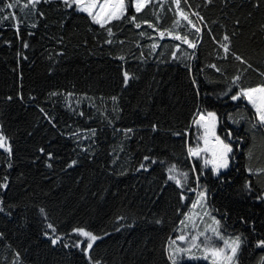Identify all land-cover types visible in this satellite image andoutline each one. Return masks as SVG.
Wrapping results in <instances>:
<instances>
[{"label": "trees", "instance_id": "trees-1", "mask_svg": "<svg viewBox=\"0 0 264 264\" xmlns=\"http://www.w3.org/2000/svg\"><path fill=\"white\" fill-rule=\"evenodd\" d=\"M189 3L192 10L199 9L206 17L217 37L225 30L222 26L226 25L227 31L231 32L232 21L239 17L242 34L234 39V50L248 58L254 67L264 71V6L259 9L253 7L255 0H231L228 8L224 7V0H213L210 7L204 6L205 0H189ZM152 4L140 19L155 23V13L160 18L161 29L171 28L175 18V6L171 0H152ZM39 8L46 18L39 19L36 28L29 26L37 19L31 15L26 23L21 24L19 34L10 22L0 26V124L4 125L5 134L13 139L16 149L15 167L11 175L13 183L6 200L18 201L22 208L33 203L45 204L52 220L61 228L71 221L81 222L102 235L111 233L97 249V253L104 256L109 264H165L163 245L168 236L175 235L174 229L179 227V219L183 217L178 218L173 212L176 197L169 189V203L159 213L165 223L162 226L143 223L140 213L148 212L150 207L146 205L144 197L149 188H155L154 182L159 181L160 169L151 175L135 171L140 154L144 151L138 138L145 135L143 130L150 120L163 118V121H171L178 129L186 125L196 99L189 73L182 63H158L160 56H149L146 61L140 58V51L147 52L153 41L147 35L141 37L139 32L156 35L147 25L142 29L128 23L118 26L117 37L125 41L124 45L121 47L117 43L112 48L104 46L101 49L94 42L93 34L88 31L83 19H73L66 27H61L63 16L57 11L56 0L42 3ZM184 23L181 22L182 25ZM29 32L34 34L29 35ZM253 33H256L254 39ZM61 36L63 45L59 43ZM25 42L29 44L27 49L23 47ZM155 42L161 45L158 52L166 58L170 57V51L177 43L167 36ZM137 43H142L144 47L137 49ZM60 52L64 55H58ZM119 55H124L126 61L115 58ZM196 55L198 59L189 64L192 75L199 81L201 96L207 97L210 106L222 118L226 113L244 116L239 125L231 127L248 139L243 156L237 153L239 171L232 172V188L225 187L221 191L213 189V207L229 212L227 223L230 233L249 236L251 227L240 223V216L255 219L258 233L264 232V205H256L251 199L245 200L238 195L241 185L249 178L244 171L249 164V149L253 153L251 165L264 166V137L259 132L253 133L248 123L250 107L246 101L237 108L236 103L223 95L228 79L242 66L231 58L227 61L220 59L222 52L218 55V45L207 30ZM23 56H27V60ZM210 63H217L225 70L226 76L205 67ZM125 69L138 77L130 82L127 89L121 85V72ZM258 83H261V78L255 72L249 71L245 75L244 86ZM52 91H74L77 99L83 101L80 108L85 116L73 115L67 110L63 99L50 100L48 93ZM18 93L23 94V102L16 98ZM84 94L93 97V100L83 99ZM112 95L120 96L119 105L124 109L122 114L112 112ZM7 96H13V101L8 102ZM30 96L37 99L29 101ZM93 103L96 107H90ZM41 107L57 118L55 127L43 118L39 112ZM105 110L110 116H121L116 121L117 127H133L138 130L137 135L125 140L123 136H114L110 127L106 128L98 134L96 159L89 163L87 158H81L77 167L67 168V163L76 159L79 151L76 141L69 138L70 131H80L89 126L101 128ZM122 145L123 152L120 151ZM40 147L55 154L53 169H45L42 162L33 163L36 150ZM168 147L183 163L182 141L172 138ZM113 151L120 157L115 164L113 160L116 157L109 155ZM44 159L41 157V161ZM251 179L257 187L264 186V178ZM117 215H126L130 220L139 217V226L131 232H116ZM42 228L40 218L31 211H22L11 221L0 215V231L9 237L0 243V264H10L15 251L24 255L25 264H83L78 256L69 257L60 248L53 251L40 235ZM249 239L252 237L249 236ZM261 256H264V250L251 247L245 264H256ZM196 264L208 262L199 261Z\"/></svg>", "mask_w": 264, "mask_h": 264}, {"label": "snow or ice", "instance_id": "snow-or-ice-1", "mask_svg": "<svg viewBox=\"0 0 264 264\" xmlns=\"http://www.w3.org/2000/svg\"><path fill=\"white\" fill-rule=\"evenodd\" d=\"M49 2L50 0H0V26L10 22L19 34L21 24L26 23L27 17L31 15L37 19H34L29 26L36 28L39 19L46 18L39 6ZM56 3L57 11H60L63 16L61 27H66L73 19H83L88 25V31L93 34L94 42L101 49L104 46L112 48L117 43L121 47L124 45L125 41L118 40L117 37L118 26L128 23L136 29H142L144 25H147V28L156 35L139 32L141 37L147 35V38L153 41L147 48V52L140 51V58L146 61L149 56H160L158 63H182L189 73L190 85L196 99L186 125L178 129L171 121H163V118L150 120L147 128L143 130L145 135H140L138 138V143L144 151L140 154L141 158L135 171L151 175L160 169L159 181L154 182L155 188H149L144 197L146 205L150 207L148 212L140 213L143 223L153 226H162L165 223L164 217L159 213L163 210V206L169 203V189L176 197V206L172 210L178 218L183 217L179 219V227L174 229L175 235L168 236L163 245L162 254L165 264H196L199 261H207L208 264H245V258L251 247L264 250V232L258 233L255 219L239 217L240 223L249 224L251 227L249 236L252 239H249V236L243 233H230L227 223L229 212L213 207L215 199L213 189L221 191L225 187L232 188L233 181L230 179L232 172L239 171L237 153L243 156L244 148L248 146V139L231 127V125H239L245 117L239 113L236 115L226 113L222 118L218 111L210 106L207 97L201 96L199 81L192 75L189 64L190 61L198 59L197 49L202 45L203 36L207 30L210 38L218 45V55L222 52L220 59L227 61L231 58L242 66L228 79L223 95L236 103L237 108L241 102L246 101L250 106L248 123L253 133L259 132L264 137V71L254 67L248 58L237 54L233 46L234 39L242 34L241 19L237 17L232 21L231 32L227 31L226 25L222 26L225 30L217 37L199 9L192 10L189 0H171L175 6V18L172 27L167 29L160 28L161 21L155 13V23L148 19H140L141 14L153 6L152 0H56ZM230 3L231 0H224V7L228 8ZM212 4L213 0H205L204 6L210 7ZM262 6H264V0H255L253 7L259 9ZM182 21L185 22L183 25ZM33 34L29 32V35ZM166 36L177 42L170 51V57L167 58L161 56L158 52L161 45L155 42L157 39L163 40ZM255 36L256 33H253L252 38L254 39ZM59 43L61 45L64 43L62 36ZM84 44L87 46V41ZM182 46L186 48L182 49ZM23 47L27 49L29 44L25 42ZM143 47L142 43L136 44L137 49ZM58 55L63 56L64 53L60 52ZM115 58L126 61L124 55ZM23 59L27 60V56H23ZM205 67L220 76H226L225 70L217 63H210ZM203 70L200 69V71ZM249 71L255 72L261 78V83L255 86H244L243 81ZM134 79L138 77L130 74L126 69L122 70L121 85L124 89H127ZM48 97L55 101L63 99L67 110L73 115L85 116V112L80 108L83 101L77 99L74 91H52L48 93ZM16 98L21 102L24 101L22 93H18ZM13 99V96L6 97L8 102ZM36 99L35 96L29 97V101ZM83 99L92 101L93 97L84 94ZM110 100L113 105L112 112L122 114L124 109L119 105L120 96L112 95ZM90 107H96V105L93 103ZM39 112L52 127L56 126L55 116L50 115L43 107L39 108ZM102 115L104 120L101 128L89 126L80 131H70L69 138L76 141L79 151L77 158L67 163V168L77 167L81 158H87L89 163L96 159L98 134L106 128L110 127L114 136H123L125 140H131L137 135L138 130L133 127L116 126V121L121 119L120 115L110 116L107 110ZM89 119L92 117L89 116ZM3 128L4 125L0 124V157H3L0 160V215L11 221L22 211H31L40 218L43 224L40 235L53 251L60 248L69 257L78 256L83 264H109L104 256L97 253V249L100 248L105 237L110 236L111 233L105 232L102 235L81 222L68 221L66 226L61 228L52 220L50 210L45 204L33 203L31 206L24 205L22 208L18 201L6 200V194L11 190L13 183L11 175L15 167L16 149L13 139L5 134ZM172 138L182 141L183 163L174 151L169 150L168 142ZM120 151H124L123 145ZM109 155L116 157L113 160L114 164L120 158L115 151ZM41 157L46 159L41 161ZM247 159L249 164L244 171L249 178L241 185L238 195L245 200L251 199L256 205H264V186L257 187L251 179L252 177H256L257 180L264 178V166L251 165L253 159L251 149ZM55 160V154L44 147L38 148L33 157L34 164L42 162L44 168L48 170L53 169ZM184 209L189 210L184 211ZM139 223V217L130 220L126 215H117L114 227L116 232H131L139 226ZM8 238L4 231H0V243ZM7 247L10 248L11 245ZM12 256L10 264H25V257L20 251L13 252ZM252 258L254 257H249V259ZM256 264H264V256H261Z\"/></svg>", "mask_w": 264, "mask_h": 264}, {"label": "rangeland", "instance_id": "rangeland-1", "mask_svg": "<svg viewBox=\"0 0 264 264\" xmlns=\"http://www.w3.org/2000/svg\"><path fill=\"white\" fill-rule=\"evenodd\" d=\"M250 107V106H249ZM207 262V261H206Z\"/></svg>", "mask_w": 264, "mask_h": 264}]
</instances>
